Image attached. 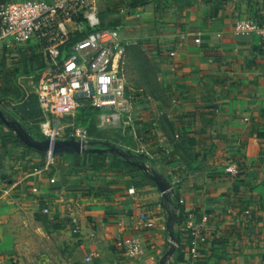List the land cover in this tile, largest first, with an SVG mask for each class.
I'll return each mask as SVG.
<instances>
[{
    "label": "crops",
    "instance_id": "crops-1",
    "mask_svg": "<svg viewBox=\"0 0 264 264\" xmlns=\"http://www.w3.org/2000/svg\"><path fill=\"white\" fill-rule=\"evenodd\" d=\"M103 1L109 19L122 22L125 37L151 38L160 59L170 63L175 98L169 108L152 109V121L125 122L136 124L135 152L175 182V194L164 195L143 171L100 168L98 157L71 165L83 152L78 147H59L46 169L45 153L25 147L16 131L0 124V255L7 264H28L20 237L13 236L24 227L10 220L26 214L57 240L63 252L56 264H164L171 230L175 249L165 264H264V37L235 31L243 17L264 25V0H147L132 7L131 0ZM20 53L0 40V98L14 97L5 71L17 67ZM24 79L34 80L21 77L19 83ZM2 104L7 118H14L9 108L15 104ZM231 164L238 173L227 171ZM178 206L184 209L181 225L171 215ZM190 210L197 218L209 216L195 257L185 227ZM142 213L152 227L141 221ZM39 217L49 219L48 228ZM129 235L143 239L142 258L117 245Z\"/></svg>",
    "mask_w": 264,
    "mask_h": 264
},
{
    "label": "built area",
    "instance_id": "built-area-1",
    "mask_svg": "<svg viewBox=\"0 0 264 264\" xmlns=\"http://www.w3.org/2000/svg\"><path fill=\"white\" fill-rule=\"evenodd\" d=\"M103 23L99 0H6L0 4V40L12 51L33 50L42 57L40 78L32 80L30 87L41 112L40 133L49 143L45 153L46 169L56 162L57 140H81L82 147H87L85 126L77 124L67 131L57 126L60 117L74 115L80 107L91 105L98 110V127L117 128L130 111L123 73L125 35L121 28L104 27ZM235 31L239 35L264 37V26L250 17L238 19ZM153 127L158 129L157 121L153 122ZM158 141L167 153L171 151L165 137L159 136ZM227 171L236 174L238 167L231 164ZM51 181L55 182V178ZM172 184L170 192L174 195L175 182ZM184 202L180 199V204ZM43 211L48 213L49 208L44 207ZM208 220L207 213L197 218L195 211L186 212L189 252L194 257ZM141 221L148 227L154 225L146 213L141 214ZM117 245L132 258L140 259L146 252L140 236H126L119 239ZM170 259L168 256L166 261ZM0 264H7L2 255Z\"/></svg>",
    "mask_w": 264,
    "mask_h": 264
},
{
    "label": "rangeland",
    "instance_id": "rangeland-1",
    "mask_svg": "<svg viewBox=\"0 0 264 264\" xmlns=\"http://www.w3.org/2000/svg\"><path fill=\"white\" fill-rule=\"evenodd\" d=\"M99 6L104 20H108L109 17L106 13H109V11L106 10V4H104L103 0H99ZM151 40L152 39L149 37H125L127 46L123 63V73L126 78V91L130 102V111L125 113V120L133 117L144 119L149 117L152 121L155 119L152 109H155L157 112L160 109L164 111V108H169L172 100L175 98L172 89L173 78L168 72V67L170 66L168 58L160 59L159 51L155 47V43ZM22 85L28 89V97L21 104H15L12 108H9V112L14 114L15 118L27 128L29 135L33 139L42 141L43 136L39 129L41 115L36 97L33 92H31L28 79H24ZM5 107L7 108V104H5ZM79 111H81V109L74 115L60 117L57 126L61 125L63 128H66L67 131H71L74 126L79 123L85 125L87 131L85 135V140L87 142L86 149L93 145H98L96 143H88V141L92 140L94 137H98L102 140L106 139L119 146L122 150L135 152V149L139 146L134 139L136 128L134 129L133 126L136 125L135 123L129 124L124 122L117 128L112 126L100 128L97 126L96 111L89 109L85 114H82V112L79 113ZM129 127L133 128L132 134H129ZM127 136H131L132 139L127 140ZM79 142V140H76V145L81 148ZM74 150H76V148H74ZM55 152L57 154L58 150ZM75 156H77V158L73 160L71 165H80L81 163L87 164V155L81 154ZM96 157L98 156H94V159H96ZM100 157L101 156L97 159H100ZM100 164L103 165V162L100 161ZM54 168L55 166L53 169ZM134 170L142 171L137 169ZM10 220L13 222L12 226L19 225L24 227L20 229L19 233L15 230V234L13 235L17 238L19 236L20 242L23 243V253L21 254L23 261L28 262V264L57 263V259L60 258V254L63 251L59 249L58 242L52 235L47 236V234L43 233L37 227L38 223L34 224L32 218L30 219L26 214Z\"/></svg>",
    "mask_w": 264,
    "mask_h": 264
},
{
    "label": "trees",
    "instance_id": "trees-1",
    "mask_svg": "<svg viewBox=\"0 0 264 264\" xmlns=\"http://www.w3.org/2000/svg\"><path fill=\"white\" fill-rule=\"evenodd\" d=\"M146 2H148V1L147 0H131V2L129 3L128 6H131V7L132 6H137V5L146 3ZM102 17H103V15H102ZM103 20H104V18H103ZM103 26L104 27L122 28V22L119 19L111 18V19H108V20H104ZM20 51H21V53H20L21 55L19 57V62H18L17 67H15L14 69H7L5 71V75H6L7 79H8V81H10L11 85H13L16 88V92L13 93V96L16 99H14V97L11 98L10 95H7L6 97L0 98V108L3 109L4 115H5V118L0 116V124L7 125L13 131H16L17 132L16 141L20 142L25 147L32 148V149H35V150H39V151H41L43 153H46V148H44V149H36V148L31 147L26 142L25 139L29 135V131L15 117L14 118L9 117V119L7 118V120H6L7 113L4 110L2 102H11V103H14V104L18 105V104H21L23 101H25L26 98L28 97V89L26 87H24L22 84L19 83V79L21 77H32L34 80H38L40 78V75H41V70L43 69V61H42V57L40 55L36 56V58H35V57H32L31 55H28L26 50H24V49H19L18 52H20ZM34 96L36 97L35 94H34ZM36 100H37V97H36ZM37 103H38V100H37ZM38 108H39V104H38ZM79 109H81V111H79V113L82 112V114L83 113L84 114L87 113V111L89 109L96 111V113L98 112V110L95 107L91 106V105H86V106H83V107H81ZM39 112H40V108H39ZM40 115H41V112H40ZM80 125H83V124H80ZM83 126H85V125H83ZM8 140H10V139H8ZM42 141L45 142L46 138L43 137ZM105 141H107V140L106 139L102 140V139H100L98 137H94L92 140L88 141V143H90V144H92V143L104 144ZM110 143L113 146H117V145H115L112 142H110ZM117 147L121 151L125 152L126 155L121 154L117 150H110V149H105L102 152H91L88 149H85L82 153L77 152L76 155H81V154L82 155H87L90 158L88 160V164L92 163V159H94V156H98V157L101 156L100 159H98L99 161L103 162V165L100 164V168L117 167V166H121L122 165V166H125V167H127V168H129L131 170L132 169L133 170L134 169L142 170L144 172V176L146 177V179L152 181L155 185H157L150 178V176L138 165V163H146L147 159H146V157H144V155H142L140 153H137V152L130 151V150H122L119 146H117ZM61 149L62 148H59V150H61ZM79 150L80 149L78 148L77 151H79ZM55 154H56V152H55ZM91 156H93V157H91ZM176 195H177V193H176ZM179 205H180V203H179ZM178 209L180 210L178 213L173 211L171 215H172V217L175 220H177V223L179 225H181L183 223L184 209L181 206H178ZM39 220L47 228L49 227L48 226V220L49 219L47 217H39Z\"/></svg>",
    "mask_w": 264,
    "mask_h": 264
},
{
    "label": "water",
    "instance_id": "water-1",
    "mask_svg": "<svg viewBox=\"0 0 264 264\" xmlns=\"http://www.w3.org/2000/svg\"><path fill=\"white\" fill-rule=\"evenodd\" d=\"M0 116L5 118L3 109L0 108ZM7 120V117H6ZM26 142L33 148L36 149H44L48 146V140L46 139V141H38L36 139H33L32 137H30L29 135L26 137ZM80 142V146L81 148L78 146L79 149H81L82 151H84L86 149V147H82V142L81 140H79ZM76 139H67V140H57L54 146L55 151L59 148V147H63V146H72V147H77L76 145ZM104 146H106L107 149L110 150H117L118 152H120L123 155H126L125 152L121 151L117 146H113L109 141H105ZM89 151L91 152H102L105 150L104 147H98V146H92L87 148ZM135 163V162H134ZM138 165L150 176V178L157 184V186L159 187V189L161 190V192L168 196L167 193L173 188V184L167 180L158 170H156L155 168H152L150 165H148L147 163H138ZM170 237H171V243H170V248L168 251V254L165 256V262L168 256H171V254H173L174 249H175V242H176V236L173 230H171L170 232ZM164 262V264H165Z\"/></svg>",
    "mask_w": 264,
    "mask_h": 264
}]
</instances>
